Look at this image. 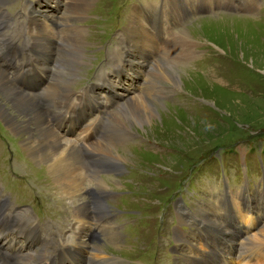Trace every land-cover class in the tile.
<instances>
[{
    "label": "rangeland",
    "instance_id": "1",
    "mask_svg": "<svg viewBox=\"0 0 264 264\" xmlns=\"http://www.w3.org/2000/svg\"><path fill=\"white\" fill-rule=\"evenodd\" d=\"M66 1L70 3V7H73L71 0ZM97 1L102 0H93L87 13L92 12L94 6L99 8L100 4L96 5ZM82 3L84 9H78L81 14L88 8L91 0H83ZM259 5H262L261 8L250 15L262 14L260 16L246 15L247 17H242L224 13L223 15L220 13L221 15L208 16L203 14L202 16L205 15V17L197 16L192 21H195L192 25L183 27L181 29L183 34L186 33L190 36L192 39L187 38L191 42L195 41V43L204 46V52L200 54L204 70L197 71L198 69H193L192 66L181 60L158 55V60L180 61L178 63L179 75L185 76L179 78L178 86L168 84L159 75H156L154 62L157 61L152 62L155 70L150 78L169 85L166 90L168 93L177 90L180 92V97L178 100L167 102L151 94L152 97L149 96L148 100L156 105L155 118L142 126L136 127V124L130 126L131 130L146 140L144 142H150L151 148L148 145L137 147L132 144L130 147L129 144L118 146L121 147L118 152L125 158L120 160L135 165L138 174L133 166L130 168L128 176H122L123 179L120 181L116 176L105 178L106 182L113 186L120 185L135 189L136 195L132 198L122 202H110L115 207L126 209L141 207L142 213L151 220L159 200L165 197L180 177L179 175L184 173L183 168L198 155L203 154V151L216 143L231 141L238 137L252 136L253 134L264 136V0H259ZM99 10L105 11L102 8ZM62 11L64 10L62 9ZM59 16L60 14H58ZM225 16L242 20L225 18ZM211 23L214 26H209ZM232 25L234 28H229ZM238 26L245 27V30L250 28V36L242 35L238 31ZM96 29L99 30V27ZM93 41L95 40L93 39ZM71 43L72 46L81 48L85 41L73 38ZM78 52L80 57L77 56V59L80 61L84 58V54L79 49H66V51L57 53L55 59L65 61L68 55H77ZM70 61L68 59L65 62L69 64ZM160 61L157 63L159 64ZM120 93L122 92H118L119 95ZM8 101H4V104L10 107L11 104ZM119 101L118 104H121ZM158 102L161 103L158 105ZM51 106L57 105L53 103ZM183 107L186 110H182ZM120 108L121 106L115 111L119 112ZM44 114L46 115V113ZM115 123L118 124L116 120ZM24 138V135L17 136L15 133L12 135L0 117V194L6 193L9 203L26 199L32 189L44 192L50 187L48 182H55V176L50 175L46 169H42V165H45L44 161L35 162L26 152L27 150L21 143ZM153 142L157 144V147L153 146ZM242 142L244 143V141ZM242 146L243 144L237 145V147ZM152 147L156 148L155 151L152 150ZM122 149L127 151L123 152ZM220 151L222 152V148ZM38 164L40 169L33 167ZM247 165L256 173L258 172L256 164L249 161ZM136 174L137 176H135ZM129 176L135 177L133 179ZM240 176L241 173L238 172L237 177L240 178ZM202 177L207 183L208 176L205 171L202 172ZM41 179L46 182L36 186L32 185V181L39 182ZM62 184H65L64 189L67 183ZM84 185L87 184L84 182ZM124 212L126 217L135 219L126 223L124 232H132L135 236L121 240L120 249L111 248L110 251L143 262L139 259L138 253L146 244L147 238L154 236L157 224L154 221L145 222L141 216L131 214L128 210ZM63 219H67V216L63 215ZM69 219H72L71 215ZM168 221L165 220V230H169ZM126 237H129V234ZM163 240L166 241V238ZM109 242L112 244L115 241ZM103 243V241H98L96 244L99 246ZM147 261L148 259L145 260V262ZM162 262L165 263V260L162 259Z\"/></svg>",
    "mask_w": 264,
    "mask_h": 264
},
{
    "label": "bare ground",
    "instance_id": "2",
    "mask_svg": "<svg viewBox=\"0 0 264 264\" xmlns=\"http://www.w3.org/2000/svg\"><path fill=\"white\" fill-rule=\"evenodd\" d=\"M82 1L83 0H71V6L73 5V7H70V3L66 0H35L28 6L25 27H27V29L29 30L36 29V31H34L33 33L31 31H29L28 33L35 42L37 50L41 48L42 43L44 46L49 44L48 42H46V40L43 41L45 33H47V35L49 36L54 35V29L49 26L50 18L52 16H57L58 14H60L59 17L63 22V26L60 29H65L71 14H79L81 12H78V9H84ZM62 9L64 11H62ZM221 14L223 15V13ZM232 15L247 17L246 15L240 14ZM260 15L262 14H256L255 16ZM255 16L250 15V17ZM201 17H205V15ZM225 18L242 20L231 16H225ZM194 22L189 25H192ZM212 24L213 23H211L209 26H214ZM230 27L234 28V25L229 26V28ZM238 27V31L241 32L242 35L246 37L250 36V28H246L247 30H245V27ZM217 33L219 32L217 31ZM184 35L190 37L186 33ZM69 49L80 50V47L71 46ZM17 53L19 54L17 68L22 69L23 72L21 78L15 77V81L23 85L25 88L29 89L33 87L32 84L35 83V80L34 77L29 81L27 80L28 76L25 77L24 69L22 67V64L24 63V56L20 52V48L17 49ZM77 56L80 57L79 52L77 55H68L65 61L70 59L71 61L69 64L76 63L79 61V59H77ZM155 60L158 62L161 59L158 60V57L156 56L153 62ZM157 62H154V66H156L157 71L156 75H159V77L164 82L178 86L179 78L185 76L179 75L180 70H178V63L180 61H174L170 59L161 60L159 64ZM18 73L17 75L19 76ZM183 74H185V72H183ZM52 80L53 79L51 78V80H48L47 83H42L44 86L41 87L42 90L48 91L50 95V101H53L58 94L57 92H59L58 88ZM35 94L38 93H28L19 89L18 85L9 80L4 72V69L0 66V117L5 122L6 127L10 130L12 135H14L15 133L17 136H25L24 140L21 143L24 149L27 150L26 152L29 153V155L35 162L41 163V161H44L45 165L40 164L42 165V169H46L48 173H50V175L53 174L55 176L54 181L58 186H61L62 189L65 185H63L62 183L66 182V189L64 188L63 190L69 192L73 197V200L77 201L79 205H82L84 197L83 195H81V198H79V195L81 194V190L85 188V164L80 157L76 144L70 138L64 136L62 131L59 130V126L62 123L61 120L58 119L54 123H51L47 120L48 118L44 114L47 100L44 98H38ZM149 96L152 97L151 94L141 95L136 91L128 93L127 95H122V93H120L119 103L121 104L117 103V105L118 107L121 106V108L119 112H116L115 110L112 111L111 115L112 117H115L112 118L113 121L115 122L116 120L119 125L131 130V125L134 126L136 124V127H138L142 126V124L144 123H148L150 120H153L156 116V105L153 102H149ZM7 100H9L8 102L9 104H11L10 107L4 104V101ZM160 103L161 102H158L157 104L159 105ZM54 104L57 105L55 102ZM42 108L44 111L42 110ZM182 110L186 109L183 107ZM119 145L121 144L111 140L91 142L92 148L94 147L98 150H104L117 159L124 160V156L118 152V150L121 148L118 147ZM153 146L157 147V144L153 142ZM122 151L124 152L127 150L122 149ZM109 176H116L119 181L120 179H122L119 175L106 173L96 174V179L99 182L106 184L107 182L105 178ZM246 239L248 240V244L264 243V224H262L258 230H253V232H251L246 237ZM120 243L121 240L120 242H112V244L110 242H104L99 246L98 244H96V247L102 250L110 251L111 248L120 249ZM245 255V253L240 252L239 260L243 261ZM0 264H7L5 259L1 255Z\"/></svg>",
    "mask_w": 264,
    "mask_h": 264
}]
</instances>
